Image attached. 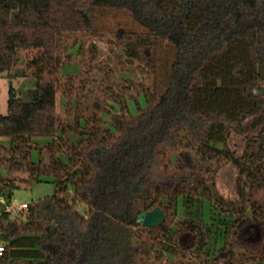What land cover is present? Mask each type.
Listing matches in <instances>:
<instances>
[{
    "label": "trees",
    "instance_id": "16d2710c",
    "mask_svg": "<svg viewBox=\"0 0 264 264\" xmlns=\"http://www.w3.org/2000/svg\"><path fill=\"white\" fill-rule=\"evenodd\" d=\"M98 8L129 11L152 30L117 32L128 58L140 60L155 75L152 91L145 94L147 105L136 100V115L124 108L103 130L81 128L84 144L66 147L72 152L71 169L53 155L44 168L54 174L56 190L32 203L23 219H13L7 207L19 186L0 185V238L8 245L0 264H142L138 217L150 199L164 213L169 207L178 210L182 199L192 218L182 220L181 227L197 236L198 246L244 244L254 218L241 201L214 196L194 176L191 151L180 153L189 171L164 174L160 165L164 147L178 146L184 136L202 160L225 158L241 174L261 182L250 167L254 152L236 155L228 138L243 134L246 119L264 110L259 89L264 80V0H0V74L10 78L21 54L34 52L25 69L36 80L30 100L18 98L11 84L8 113L0 116V138H9L17 149L33 137L63 136L57 111L60 45L65 36L94 32ZM160 39L173 47L162 85ZM258 138L259 154L264 151V125ZM59 147L57 143L50 150L54 154ZM61 168L65 173H59ZM36 170L32 167L31 173ZM67 183H72V193ZM169 191L168 203L158 199ZM240 194L242 201L249 200L243 189ZM200 197L211 202L209 221L198 213L203 209ZM80 203L88 207L86 213ZM154 227L173 238L175 231L166 224ZM174 246L169 241L166 249L175 253Z\"/></svg>",
    "mask_w": 264,
    "mask_h": 264
},
{
    "label": "rangeland",
    "instance_id": "374dc122",
    "mask_svg": "<svg viewBox=\"0 0 264 264\" xmlns=\"http://www.w3.org/2000/svg\"><path fill=\"white\" fill-rule=\"evenodd\" d=\"M120 30L138 34L152 32L129 11L98 8L95 12L94 32L73 33L65 36L61 42L62 63L57 72V111L65 128L63 131H66L63 136L58 133L56 137H33L30 141L19 144L17 149L11 148L14 143L9 138H0V185L9 186L10 182L18 185L14 200L18 203H28L25 209L19 206L10 207V203L7 204L13 219H23L24 212L32 203L54 194L55 184L51 181H54L55 176L45 172L44 167L50 164L54 155L66 164L65 167L71 169L68 158L72 152L68 153L66 147L74 144L80 148V145L84 144L86 137L79 134L81 128L90 130L92 126H97L99 130H103L109 126V119L113 114L120 113L125 108L136 115L138 104L141 107L147 105L145 94L152 91L155 75L148 71L140 60L128 58L124 51L125 42L117 36ZM159 43L158 79L162 85L173 57V47L168 40L160 39ZM262 53L264 55V48ZM33 55L34 52H23L10 78L6 73L0 74V116L8 113L11 84L18 98L30 100L29 90L35 88L36 80L28 74L25 67ZM262 71L264 73V62ZM259 89L264 98V80ZM97 105H100V108H97ZM263 125L264 110L246 119L243 134L230 133L228 138V147L234 150L236 155L254 152L255 160L250 163V167L261 180L260 183L257 179H250L247 173L241 174L237 165L225 158L202 160L196 156L195 148L186 144L187 137L184 136L178 146L164 147L166 154L162 157L160 165V172L164 174L177 175L182 171H189L183 166L180 153L191 151L196 159L194 176L205 182L214 196L236 204L241 201L247 214L254 218L247 226L244 244L231 242L222 246L223 243L217 241L210 248L198 246L197 236L181 227L182 220L192 218L183 208L181 199L178 210L169 207L167 212L165 211L164 224L174 229L173 238H169L170 234L165 235L159 227H147L143 224L137 227L136 242L144 244L138 252V259L142 264H264V173L259 174V170L264 171V151L257 153L260 147L258 134ZM111 131L116 136L119 135L116 130ZM102 134L99 133L100 136ZM57 143L60 147L53 154L50 147ZM34 166H37V170L32 174L31 168ZM59 173H65L64 169L61 168ZM35 176L41 180L37 181ZM67 188L73 192L72 183H67ZM240 189H243L249 200L242 201ZM172 193L169 191L158 196V199L168 203ZM200 202L203 203V209H199L198 213H201L204 220L209 221L211 202L203 198ZM253 202L256 207L252 205ZM145 206L144 211L155 208L151 199ZM79 209L86 213L88 207L80 203ZM169 241L175 245V253L166 249Z\"/></svg>",
    "mask_w": 264,
    "mask_h": 264
},
{
    "label": "water",
    "instance_id": "95a60500",
    "mask_svg": "<svg viewBox=\"0 0 264 264\" xmlns=\"http://www.w3.org/2000/svg\"><path fill=\"white\" fill-rule=\"evenodd\" d=\"M166 215L161 207L157 206L152 210L143 211L139 214L138 220L147 227L159 226L164 223Z\"/></svg>",
    "mask_w": 264,
    "mask_h": 264
},
{
    "label": "built area",
    "instance_id": "2783aa9c",
    "mask_svg": "<svg viewBox=\"0 0 264 264\" xmlns=\"http://www.w3.org/2000/svg\"><path fill=\"white\" fill-rule=\"evenodd\" d=\"M0 200L4 201V198H1ZM9 206L10 207L19 206L21 209H25L28 207V203L27 202L18 203L16 200L13 199ZM6 249H7V242L4 239L0 238V256L4 255Z\"/></svg>",
    "mask_w": 264,
    "mask_h": 264
}]
</instances>
